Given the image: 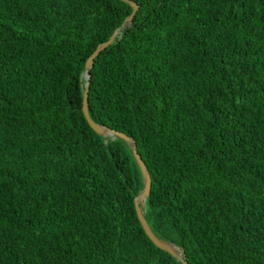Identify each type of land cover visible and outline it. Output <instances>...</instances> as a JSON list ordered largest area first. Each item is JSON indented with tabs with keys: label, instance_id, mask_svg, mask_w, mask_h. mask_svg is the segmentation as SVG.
<instances>
[{
	"label": "trees",
	"instance_id": "1",
	"mask_svg": "<svg viewBox=\"0 0 264 264\" xmlns=\"http://www.w3.org/2000/svg\"><path fill=\"white\" fill-rule=\"evenodd\" d=\"M0 0V264H264V0Z\"/></svg>",
	"mask_w": 264,
	"mask_h": 264
},
{
	"label": "water",
	"instance_id": "2",
	"mask_svg": "<svg viewBox=\"0 0 264 264\" xmlns=\"http://www.w3.org/2000/svg\"><path fill=\"white\" fill-rule=\"evenodd\" d=\"M121 2L128 5L131 9L130 15L125 19L124 23L122 24L120 29H127L132 21L133 18L138 10V5L131 1V0H120ZM118 30L110 37V39L100 44L96 50L92 53V55L87 59L85 63V72L84 77L86 80L84 91H83V107H82V113L83 116L87 122V124L90 126V128L101 137H111L113 139L118 138L125 142V144L130 148L132 156L140 170L142 182H143V189L140 191V193L134 198V207L137 219L146 235V237L150 240V242L159 250L169 254L172 258H174L176 261H178L181 264H189L186 258V255L184 251L181 248H178L175 244L164 241L161 239H158L150 229L148 223L146 222V219L144 217L143 209L145 207L146 199H148L150 192H151V178L150 174L141 158V156L138 153L136 142L128 137L127 135L109 129L103 125L96 124L90 117L89 114V108H88V93H89V86H90V80H91V70L93 68L94 60L104 51L106 50L110 45L113 44L115 41V37Z\"/></svg>",
	"mask_w": 264,
	"mask_h": 264
}]
</instances>
